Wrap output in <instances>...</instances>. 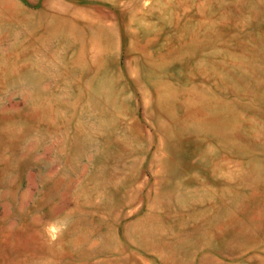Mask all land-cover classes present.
Wrapping results in <instances>:
<instances>
[{"label": "rangeland", "instance_id": "1", "mask_svg": "<svg viewBox=\"0 0 264 264\" xmlns=\"http://www.w3.org/2000/svg\"><path fill=\"white\" fill-rule=\"evenodd\" d=\"M126 263L264 264V0H0V264Z\"/></svg>", "mask_w": 264, "mask_h": 264}, {"label": "bare ground", "instance_id": "2", "mask_svg": "<svg viewBox=\"0 0 264 264\" xmlns=\"http://www.w3.org/2000/svg\"><path fill=\"white\" fill-rule=\"evenodd\" d=\"M106 29H107V27H106ZM90 48H93V47H90ZM98 48H99V47H98ZM86 60H87V59H86ZM66 69H68V68H66ZM20 88H21V87H20ZM19 90H20V89H19ZM147 90H148V89H147ZM139 91H140V90H139ZM150 93H151V92H150ZM163 93H164V92H163ZM152 95H153V94H152ZM125 101H126V100H125ZM177 105H178V104H177ZM180 105H181V104H180ZM78 106H79V105H78ZM80 106H81V105H80ZM149 106H150V104H149ZM149 106H148V107H149ZM151 106H152V105H151ZM148 107H147V108H148ZM155 107H156V106H155ZM150 109H151V108H150ZM150 109H149V110H150ZM157 109H158V108H157ZM166 111H167V110H166ZM147 112H148V111H147ZM153 112H154V111H153ZM164 112H165V111H164ZM190 112H191V110H190ZM147 114H148V113H147ZM153 114H154V113H153ZM183 117H184V116H183ZM147 118H148V117H147ZM121 119H122V118H121ZM180 121H181V120H180ZM178 122H179V121H178ZM170 123H171V122H170ZM179 125H180V124H179ZM183 126H184V125H183ZM185 126H186V125H185ZM185 126H184V127H185ZM19 127H20V126H19ZM21 127H22V126H21ZM17 128H18V127H17ZM18 129H19V128H18ZM45 131H46V130H45ZM85 132H86V131H85ZM45 133H46V132H45ZM157 133H158V132H157ZM39 135H40V134H39ZM59 135H60V134H59ZM157 135H158V134H157ZM168 136H169V135H168ZM56 137H57V136H56ZM39 138H40V137H39ZM163 139H164V138H163ZM57 140H58V139H57ZM164 140H165V139H164ZM60 148H61V147H60ZM157 149H158V148H157ZM158 152H159V151H158ZM157 154H158V153H157ZM156 157H157V156H156ZM153 158H155V157H153ZM15 159H17V158H15ZM31 161H32V160H31ZM158 162H159V161H158ZM17 178H18V177H17ZM165 178H166V176H165ZM45 179H46V178H45ZM44 181H45V180H44ZM224 183H225V182H224ZM16 184H17V183H16ZM42 184H43V183H42ZM7 187H8V185H7ZM198 189H199V188H198ZM198 189H197V190H198ZM156 190H158V189H156ZM187 190H188V189H187ZM163 193H164V192H163ZM177 194H178V193H177ZM154 197H155V196H154ZM157 197H158V196H157ZM165 198H166V197H165ZM69 214H70V213H69ZM51 215H52V214H51ZM54 217H55V216H54ZM54 217H53V218H54ZM185 219H186V218H185ZM179 227H180V226H179ZM122 242H123V241H122ZM125 243H126V242H125ZM127 244H128V243H127ZM118 252H119V251H118ZM103 259H105V258H103ZM60 260H61V259H60ZM88 260H90V259H88ZM101 260H102V259H101ZM169 260H170V259H169ZM76 262H77V261H76ZM80 262H81V261H80ZM110 262H111V261H110ZM74 263H75V262H74ZM126 264H127V263H126Z\"/></svg>", "mask_w": 264, "mask_h": 264}]
</instances>
